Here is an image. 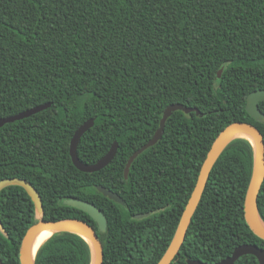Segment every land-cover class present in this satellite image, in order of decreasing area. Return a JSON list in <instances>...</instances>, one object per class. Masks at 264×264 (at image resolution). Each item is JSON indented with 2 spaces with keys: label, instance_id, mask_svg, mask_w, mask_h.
Segmentation results:
<instances>
[{
  "label": "trees",
  "instance_id": "trees-1",
  "mask_svg": "<svg viewBox=\"0 0 264 264\" xmlns=\"http://www.w3.org/2000/svg\"><path fill=\"white\" fill-rule=\"evenodd\" d=\"M223 69L222 76L219 71ZM264 89V0H0V117L51 106L0 127V180L31 181L44 202L43 218H77L93 225L104 245V264H157L165 254L220 132L236 121L264 122L247 111V97ZM181 103L164 135L125 169L147 143L166 107ZM264 112V101L260 102ZM94 118L78 154L92 164L115 141L105 168L85 172L74 164L71 140ZM255 148L235 138L222 152L172 264L218 262L244 243L264 248L249 226L245 204ZM111 189L119 203L99 191ZM96 204L108 220L101 232L86 211ZM264 219V182L259 194ZM140 214H146L139 217ZM0 258L22 264L20 249L39 221L26 189L0 192ZM81 235L53 234L36 264H91ZM235 264H259L255 255Z\"/></svg>",
  "mask_w": 264,
  "mask_h": 264
},
{
  "label": "water",
  "instance_id": "water-1",
  "mask_svg": "<svg viewBox=\"0 0 264 264\" xmlns=\"http://www.w3.org/2000/svg\"><path fill=\"white\" fill-rule=\"evenodd\" d=\"M223 73V69L219 71L218 76L221 77ZM264 101V89H257L252 91L247 97L246 109L248 113L257 121L264 122V112L260 108V102ZM51 106V103H46L42 105L35 106L33 108L22 111L18 114L0 117V127L6 123L14 122L16 120H20L26 117H29L35 113H38L48 107ZM177 110H183L186 113H190L195 111L199 116H204V113L197 107H188L181 103H173L166 107L163 117L160 121V125L156 130L154 136L145 143L142 147L136 150L128 160L125 169L126 178L129 177V172L134 160L145 150L155 145L159 140L162 139L164 135V131L166 128L167 120L170 116H172ZM95 119L91 118L83 123L75 132L70 145V153L72 156V160L76 167L85 172H95L105 168L111 161L115 158L118 149L119 142L115 141L110 148V150L97 162L89 164L81 160L78 154V145L81 141L83 135L94 126ZM235 131H247L251 133L255 142L251 139L243 136H234L232 137ZM247 138L249 139L255 148V156H254V168L253 174L251 177L250 185L248 188L246 204H245V217L246 220L251 227V229L261 238L264 239V230L259 225V219L263 221L260 211H259V194L262 189V185L264 182V135L262 131L253 123L248 121H236L229 124L225 127L218 137L215 139L211 149L208 152V155L201 167L198 180L196 186L188 200V203L185 207V210L182 214L180 223L176 230V233L171 241L169 247L167 248L165 254L159 260L157 264H172L177 255L180 253V249L185 241L188 229L192 222L193 216L198 208V205L203 197L204 191L206 189L208 180L210 178L211 172L221 156L224 149L227 145L234 140L235 138ZM10 185H20L26 189L29 195L32 197L37 211V217L39 221L33 224L25 234L21 249H20V259L22 264H36V258L33 259L31 255V243L33 240V236L35 233L43 228H53L56 232L62 231H70L76 234L81 235L85 238L91 248H92V261L91 264H104V245L97 232L96 228L91 225L89 222L77 219V218H69V219H61V220H47L43 218L44 215V202L41 196V193L37 190L34 184L24 178L20 177H8L0 180V192L7 186ZM99 191L104 193V195L114 199L115 201L124 204L125 200L121 197L117 192L108 189L105 186H98ZM66 205L76 207L78 209L84 210L89 213L97 222L99 230L101 232L107 231L108 228V220L104 212L101 208H99L96 204L91 203L89 201L77 199V198H68L64 200ZM146 214H140L139 217H142ZM0 228L5 231V227L0 218ZM55 232V233H56ZM54 233V234H55ZM94 250L96 252V256L94 258ZM39 251V250H38ZM252 254L255 255L259 264H264V248L260 247L256 244L244 243L235 248L231 255L226 258L210 263L207 261H203L201 259H188V264H235L242 256ZM37 257V255H36ZM0 264H3L0 258Z\"/></svg>",
  "mask_w": 264,
  "mask_h": 264
},
{
  "label": "bare ground",
  "instance_id": "bare-ground-1",
  "mask_svg": "<svg viewBox=\"0 0 264 264\" xmlns=\"http://www.w3.org/2000/svg\"><path fill=\"white\" fill-rule=\"evenodd\" d=\"M234 136H243L251 139L253 142H255L254 136L247 132V131H235L232 135ZM259 225L260 227L264 230V223L262 220L259 219ZM56 232L55 229L53 228H43L38 230L35 235L33 236V240L31 243V255L32 258L35 259L36 255L38 253V250L40 247ZM96 256V252L94 250V258Z\"/></svg>",
  "mask_w": 264,
  "mask_h": 264
}]
</instances>
